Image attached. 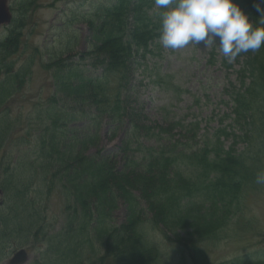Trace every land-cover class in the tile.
<instances>
[{"label": "trees", "instance_id": "trees-1", "mask_svg": "<svg viewBox=\"0 0 264 264\" xmlns=\"http://www.w3.org/2000/svg\"><path fill=\"white\" fill-rule=\"evenodd\" d=\"M233 2L260 26L254 7L259 0ZM155 8L154 0H108L70 18V34L49 47L53 55L44 66L55 85L35 119H28L42 130L27 122L20 137L19 130L10 132L12 115L1 107L18 89L10 86L16 80L11 67L0 66V261L9 249L28 247L38 256L32 264H155L153 233L168 238L167 232L178 229L184 234L161 245L179 253L175 264H211L200 243L206 244V236L218 243V228L229 222L241 227L246 199L263 187L255 178L264 171V45L234 60L240 86L233 87L232 105L213 130L200 128L213 117H172V101L187 92L175 76L170 81L159 73L153 84L169 103L154 111L161 116L156 121L136 105L130 88L137 71L150 69L146 57L160 56L163 49L158 40L163 9L148 14ZM79 22L88 32L81 52L73 28ZM24 70L17 71L20 84ZM210 107L206 98L204 111L214 113ZM101 127L107 128L102 135ZM100 136L120 138L119 145L98 148ZM19 145L25 159L5 163V147ZM54 195L62 199L57 230L47 221ZM119 209L124 214L117 220ZM247 224L243 230H250ZM223 264H264V252L236 255Z\"/></svg>", "mask_w": 264, "mask_h": 264}, {"label": "rangeland", "instance_id": "rangeland-1", "mask_svg": "<svg viewBox=\"0 0 264 264\" xmlns=\"http://www.w3.org/2000/svg\"><path fill=\"white\" fill-rule=\"evenodd\" d=\"M1 1L4 5L9 6L12 22L7 27L0 28V57L5 59L0 62V66L6 65V69L11 67L10 75H13L16 80H13L10 86L18 89L14 97L6 100L5 103L3 101L1 110L7 107L6 112L12 115L9 121L11 124L10 132L19 130L18 137H20L23 135L20 129L25 131L27 122L34 129L39 128L34 120L29 122L28 119H35L40 109L39 106L44 103V100L48 101V95L52 92L51 86L55 85L50 72L44 69V66L51 60L53 55V49H49V47L57 45L56 42L62 34H70V18L82 17L86 14L85 11L93 6L101 5L108 0H87L84 3V0H70L71 3L61 0ZM156 11H158L157 8L148 11V14L154 15ZM20 18H22V22L18 26ZM73 28H78L79 43H77L76 50L81 52L88 47V39L86 41L83 40L88 35L87 28L81 22L75 23ZM151 48L153 52L154 47L151 46ZM168 51L169 49H164L160 56L157 53H154L153 56H147L146 63L152 68L148 69L147 73L140 75L139 70L133 75L134 79L130 81V88L134 91L133 99L136 98L137 103L141 106L137 103L136 105L142 108L145 113L156 118V121H161L160 114L153 111V103L146 102V100L150 96H155V91H152V82L157 73L164 74L167 78H170V81L173 80L171 76H175L174 81L178 82L181 88L186 89L188 93L182 97L181 101L174 103L172 116H188L192 118L194 115V117L199 118L197 119L198 121L205 119V117H213L214 120L210 124L203 122L200 125L201 129L208 125L207 128L213 130L217 121L221 118L220 116L232 105L230 94L233 91V87L238 89L240 86L242 75L238 73L239 66L234 61L228 62L216 48L204 49L202 43L197 45V48L195 46H188L184 49L174 50L172 56L167 55ZM224 63L232 68L227 69ZM23 67L26 76L22 84H20L19 79H17V71ZM3 73L4 70H0V76ZM198 88L202 89V91H198ZM164 98L165 100H163ZM206 98L210 101V108H216L214 113L204 111ZM197 99L200 100V103L195 106L194 103ZM160 100L166 101V96L163 92L160 94ZM68 106H70V102H68ZM191 108L192 110L190 111ZM80 123L78 122L77 125H80ZM230 123L227 118L225 124L228 125ZM42 129L43 127L41 126L39 130ZM106 130L107 128L101 127V135ZM100 138L102 139L96 142V147L106 151L115 150V147L119 145L120 138L108 139V137L102 136ZM20 147V145L19 148L14 146L5 147L4 154L1 153L5 157V163L15 161L17 157L25 159L24 155L20 153L22 149ZM8 149L10 150V155ZM93 152V149L88 151V153ZM262 188H259V191L251 193L255 198L250 197L246 199L244 203L245 220L241 224V227H237L233 222H229L226 228H218L220 230L218 233V243L207 242L208 240L206 239H210L209 236L205 237L206 244L200 243L199 247L202 249L201 251L206 253L208 261L211 264H223L226 260L244 253L264 252V184ZM61 201L60 197L54 195L48 202L47 221L56 230L61 223ZM2 203L3 194L2 190H0V205ZM123 211L124 209L116 211L117 220L123 217ZM236 216L240 217V212H237ZM205 221L208 223L213 222L211 219ZM248 221L252 224L250 230H243L250 227L247 224ZM238 222L241 223L242 220H238ZM162 230L166 232V229L162 228ZM166 234L168 238H163L160 233H153L154 246L159 250L153 255L157 259L155 264H175L179 259V253H174L171 248H162L161 245H166L167 239L172 240L175 238L174 236L184 233L176 229L172 233L167 232ZM150 238L152 237L150 236ZM150 238L148 236V239ZM19 249L21 247L9 249V255L1 260L0 264H6ZM22 249H25L28 254V260L24 264H32L38 259L34 251L30 252L28 247H22Z\"/></svg>", "mask_w": 264, "mask_h": 264}, {"label": "clouds", "instance_id": "clouds-1", "mask_svg": "<svg viewBox=\"0 0 264 264\" xmlns=\"http://www.w3.org/2000/svg\"><path fill=\"white\" fill-rule=\"evenodd\" d=\"M154 4L163 9L158 40L165 49L197 48L202 43L204 49L216 48L233 62L264 45V0L254 4L261 13L260 26H254L233 0H154ZM255 182L264 184V171L257 173Z\"/></svg>", "mask_w": 264, "mask_h": 264}, {"label": "water", "instance_id": "water-1", "mask_svg": "<svg viewBox=\"0 0 264 264\" xmlns=\"http://www.w3.org/2000/svg\"><path fill=\"white\" fill-rule=\"evenodd\" d=\"M4 8V3L0 2V24L7 23L9 21V15ZM27 260L26 253L21 250L15 253L7 264H24Z\"/></svg>", "mask_w": 264, "mask_h": 264}]
</instances>
